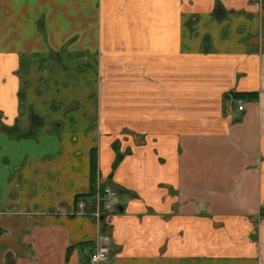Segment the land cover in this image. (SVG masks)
Returning <instances> with one entry per match:
<instances>
[{
	"label": "crops",
	"instance_id": "obj_1",
	"mask_svg": "<svg viewBox=\"0 0 264 264\" xmlns=\"http://www.w3.org/2000/svg\"><path fill=\"white\" fill-rule=\"evenodd\" d=\"M259 2L0 0V264H264Z\"/></svg>",
	"mask_w": 264,
	"mask_h": 264
},
{
	"label": "built area",
	"instance_id": "obj_2",
	"mask_svg": "<svg viewBox=\"0 0 264 264\" xmlns=\"http://www.w3.org/2000/svg\"><path fill=\"white\" fill-rule=\"evenodd\" d=\"M238 109L244 110L245 103L242 99H237ZM93 207L94 210L92 215L96 218L97 223H101L103 219L112 212L119 203L120 192L114 186L106 185L103 188L101 187L97 193L92 195ZM88 200L81 199L76 202H72V213L74 214H83L85 208L87 207ZM59 211H64L59 208ZM65 212V211H64ZM110 260V250L108 245L100 243L97 245L95 251L91 254L90 264H104Z\"/></svg>",
	"mask_w": 264,
	"mask_h": 264
},
{
	"label": "trees",
	"instance_id": "obj_3",
	"mask_svg": "<svg viewBox=\"0 0 264 264\" xmlns=\"http://www.w3.org/2000/svg\"><path fill=\"white\" fill-rule=\"evenodd\" d=\"M232 96H234L235 98L237 97V99H249V100H256L259 97L258 92L255 91H251V92H237L234 91L231 93ZM95 159V158H94ZM96 175H97V166H96V162L94 160V162L92 163V170H91V182H92V194H95L96 192Z\"/></svg>",
	"mask_w": 264,
	"mask_h": 264
},
{
	"label": "rangeland",
	"instance_id": "obj_4",
	"mask_svg": "<svg viewBox=\"0 0 264 264\" xmlns=\"http://www.w3.org/2000/svg\"><path fill=\"white\" fill-rule=\"evenodd\" d=\"M215 1H216V2H218V1L220 2L221 0H215ZM259 3H260V2H259ZM259 9H262V12H263L262 15L264 16V6H263L261 3L259 4ZM263 18H264V17H263ZM91 197H93V196H91Z\"/></svg>",
	"mask_w": 264,
	"mask_h": 264
}]
</instances>
